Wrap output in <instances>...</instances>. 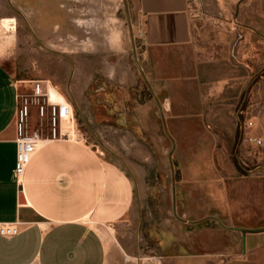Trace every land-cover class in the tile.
Instances as JSON below:
<instances>
[{"label":"crops","instance_id":"0c3cea01","mask_svg":"<svg viewBox=\"0 0 264 264\" xmlns=\"http://www.w3.org/2000/svg\"><path fill=\"white\" fill-rule=\"evenodd\" d=\"M192 2L136 0L148 94L133 100L128 89L138 86L137 79L121 80L107 111L121 123L112 130L147 134L160 160L165 155L175 162L172 205L185 230L176 233L174 249L165 257L161 251L136 256L117 241L112 231L131 218L133 183L83 140L40 142L16 179L18 97L43 95L51 87L19 77L13 61L0 53V224L18 229L16 236L0 237V264H141L145 258L150 264H264V177L216 167L227 161L224 142L212 133L227 128L211 120L220 113L224 83L200 78L191 52ZM5 33L13 43V31ZM43 43L62 42L51 40L48 31ZM69 92V100L57 93L73 110L80 96L75 86Z\"/></svg>","mask_w":264,"mask_h":264},{"label":"rangeland","instance_id":"374dc122","mask_svg":"<svg viewBox=\"0 0 264 264\" xmlns=\"http://www.w3.org/2000/svg\"><path fill=\"white\" fill-rule=\"evenodd\" d=\"M190 15L191 52L200 78L224 83L216 104L220 113L211 120L227 128L212 131L224 142L227 161L216 167L264 177V0H193ZM135 16L136 0H0V22L14 20L8 23L11 27H0V53L13 61L19 77L48 82L49 95L59 92L69 100L67 94L75 86L80 103L73 109L74 126L81 140L119 166L133 183L131 218L115 225L112 234L136 256L161 251L165 257L175 247L176 233L185 230L172 205L175 162L165 155L161 161L147 134L112 130L121 123L107 112L115 104L113 86L121 80L137 79L138 86L128 89L137 97L133 100L142 101L148 94ZM9 30L13 43L5 33ZM48 31L51 40L62 43H43ZM31 124L38 126L35 115ZM245 134L263 140L256 159L244 144ZM164 139L169 144L168 136ZM136 141L139 145L133 146ZM141 264L150 263L145 258Z\"/></svg>","mask_w":264,"mask_h":264},{"label":"built area","instance_id":"2783aa9c","mask_svg":"<svg viewBox=\"0 0 264 264\" xmlns=\"http://www.w3.org/2000/svg\"><path fill=\"white\" fill-rule=\"evenodd\" d=\"M142 31L137 30L135 40L141 46ZM35 115L38 126L31 124V116ZM74 114L70 104L53 103L48 90L43 94H26L18 97L15 111V166L14 175L19 179L30 158L38 150L40 142L81 140L74 126ZM250 155L258 158L263 147L261 137L245 134L243 138ZM18 234L16 224H0V237H13Z\"/></svg>","mask_w":264,"mask_h":264},{"label":"bare ground","instance_id":"6f19581e","mask_svg":"<svg viewBox=\"0 0 264 264\" xmlns=\"http://www.w3.org/2000/svg\"><path fill=\"white\" fill-rule=\"evenodd\" d=\"M11 22H14V20H12V19L11 20L4 19V20H2V23L0 22V26H1L2 29H7V28H9L8 26H10V24H8V23H11ZM54 93H55V95H53L52 93L49 95L50 101L53 102V103L62 102L63 101L62 97L58 93H56V92H54ZM53 97L54 98H58L59 100L56 101V100L53 99Z\"/></svg>","mask_w":264,"mask_h":264},{"label":"water","instance_id":"95a60500","mask_svg":"<svg viewBox=\"0 0 264 264\" xmlns=\"http://www.w3.org/2000/svg\"><path fill=\"white\" fill-rule=\"evenodd\" d=\"M50 99V98H49Z\"/></svg>","mask_w":264,"mask_h":264}]
</instances>
